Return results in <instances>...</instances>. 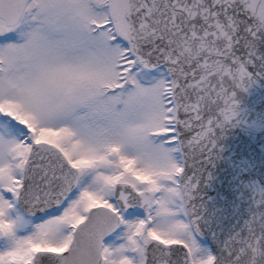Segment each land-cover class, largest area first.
Masks as SVG:
<instances>
[{"label":"snow or ice","instance_id":"6c2138e0","mask_svg":"<svg viewBox=\"0 0 264 264\" xmlns=\"http://www.w3.org/2000/svg\"><path fill=\"white\" fill-rule=\"evenodd\" d=\"M264 0H0V264H264Z\"/></svg>","mask_w":264,"mask_h":264},{"label":"water","instance_id":"95a60500","mask_svg":"<svg viewBox=\"0 0 264 264\" xmlns=\"http://www.w3.org/2000/svg\"><path fill=\"white\" fill-rule=\"evenodd\" d=\"M258 88L261 92H264V84L258 85Z\"/></svg>","mask_w":264,"mask_h":264}]
</instances>
